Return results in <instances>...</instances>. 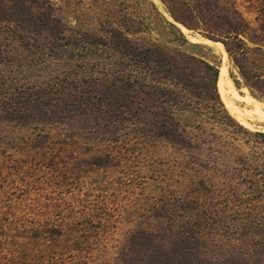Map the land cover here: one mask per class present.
I'll return each mask as SVG.
<instances>
[{
  "label": "trees",
  "instance_id": "16d2710c",
  "mask_svg": "<svg viewBox=\"0 0 264 264\" xmlns=\"http://www.w3.org/2000/svg\"><path fill=\"white\" fill-rule=\"evenodd\" d=\"M51 1L0 0V143L22 148L11 137L18 129L44 168L79 152L103 169L119 163L107 147L164 142L206 174L152 208L121 264H264L262 160L235 143L242 134L262 146L264 132L225 108L219 65L153 3L175 45L137 37L145 20L114 0H95L104 8L87 29L68 24ZM161 2L175 23L222 43L241 78L231 76L235 86L264 101V0L254 29L222 15L220 0Z\"/></svg>",
  "mask_w": 264,
  "mask_h": 264
},
{
  "label": "rangeland",
  "instance_id": "374dc122",
  "mask_svg": "<svg viewBox=\"0 0 264 264\" xmlns=\"http://www.w3.org/2000/svg\"><path fill=\"white\" fill-rule=\"evenodd\" d=\"M114 1L125 12L145 20L137 37L176 44L173 34L163 29V22L150 5L153 3L189 42L204 47L206 59L220 65L214 48L193 40L203 37L200 31L175 23L161 0L165 13L152 0ZM51 2L68 24L83 29L96 24L104 8L95 0ZM219 4L222 15L241 19L252 29L258 26L259 0H220ZM220 30L211 33L217 36ZM228 66L230 75L241 82L229 58ZM243 88H237L241 95L245 94ZM242 125L250 132H264V123ZM13 131L11 137L18 139L22 148L0 143V264H121L130 235L151 215L152 208L165 198L176 199L197 176L206 174L193 166L187 168L186 156L164 142L145 149L132 145L107 147L119 161L114 167H87L83 160L89 159V154L76 152L72 158L56 159L55 167L44 168L38 163L44 157L26 147L29 133ZM254 140L239 134L235 143L244 152L260 156L258 171L264 180V145ZM52 228L60 229V234L49 232Z\"/></svg>",
  "mask_w": 264,
  "mask_h": 264
},
{
  "label": "bare ground",
  "instance_id": "6f19581e",
  "mask_svg": "<svg viewBox=\"0 0 264 264\" xmlns=\"http://www.w3.org/2000/svg\"><path fill=\"white\" fill-rule=\"evenodd\" d=\"M152 1L165 13L164 7L159 0ZM183 29L187 31L185 28ZM193 40L211 46L220 57L218 91L222 102L233 118L246 126H251V122L264 123V102L253 98L246 88L242 89L245 93L244 95L238 92L230 75L228 55L224 46L219 42H213L203 37H199L198 39L193 38ZM238 103H241L243 106Z\"/></svg>",
  "mask_w": 264,
  "mask_h": 264
}]
</instances>
